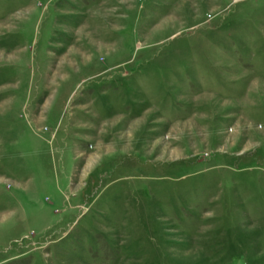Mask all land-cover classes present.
Wrapping results in <instances>:
<instances>
[{
	"label": "rangeland",
	"instance_id": "obj_1",
	"mask_svg": "<svg viewBox=\"0 0 264 264\" xmlns=\"http://www.w3.org/2000/svg\"><path fill=\"white\" fill-rule=\"evenodd\" d=\"M0 264H264V0H0Z\"/></svg>",
	"mask_w": 264,
	"mask_h": 264
}]
</instances>
